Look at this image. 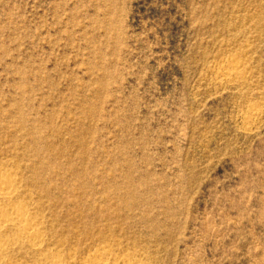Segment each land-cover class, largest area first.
<instances>
[{
    "label": "rangeland",
    "instance_id": "1",
    "mask_svg": "<svg viewBox=\"0 0 264 264\" xmlns=\"http://www.w3.org/2000/svg\"><path fill=\"white\" fill-rule=\"evenodd\" d=\"M7 172L3 264H264V0H0Z\"/></svg>",
    "mask_w": 264,
    "mask_h": 264
},
{
    "label": "bare ground",
    "instance_id": "2",
    "mask_svg": "<svg viewBox=\"0 0 264 264\" xmlns=\"http://www.w3.org/2000/svg\"><path fill=\"white\" fill-rule=\"evenodd\" d=\"M226 77L230 79L232 77L231 73L229 72ZM9 172L12 173V171ZM9 172L0 177V202L2 203L0 205V264H3L4 254L10 250L13 244H28L31 248L39 251L44 240V234L41 231V224L37 219L36 212L31 207H27L26 204L14 201L19 188L13 177L16 174L11 175ZM6 230H14L11 239H3L2 236L5 235ZM104 257L103 260L94 264H108V262L109 264H116V260L113 259L114 261H112L109 256ZM48 259L50 260L48 261ZM62 263L57 254L51 253L47 255V262L42 264Z\"/></svg>",
    "mask_w": 264,
    "mask_h": 264
}]
</instances>
